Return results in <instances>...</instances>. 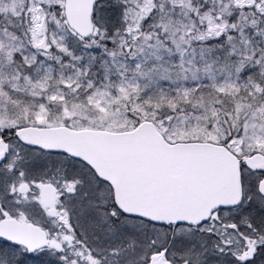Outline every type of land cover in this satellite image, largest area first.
<instances>
[{"label": "snow or ice", "instance_id": "obj_1", "mask_svg": "<svg viewBox=\"0 0 264 264\" xmlns=\"http://www.w3.org/2000/svg\"><path fill=\"white\" fill-rule=\"evenodd\" d=\"M0 264H264V0H0Z\"/></svg>", "mask_w": 264, "mask_h": 264}]
</instances>
